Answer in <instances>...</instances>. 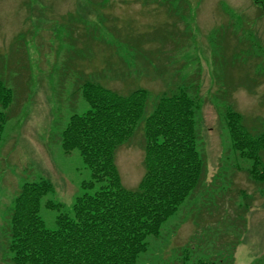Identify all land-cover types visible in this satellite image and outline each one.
Segmentation results:
<instances>
[{
	"label": "rangeland",
	"instance_id": "374dc122",
	"mask_svg": "<svg viewBox=\"0 0 264 264\" xmlns=\"http://www.w3.org/2000/svg\"><path fill=\"white\" fill-rule=\"evenodd\" d=\"M0 78L16 91L12 111L21 106L0 143V264H13L4 228L23 182L53 184L40 214L55 229L59 211L46 201L72 213L91 180L79 151L66 154L60 142L69 116L90 109L77 91L85 80L122 94L147 89L148 113L163 93L198 84L208 185L148 238L138 264H179L185 248L195 259L234 253L233 264H264V184L236 157L223 116L229 106L252 133L262 128L264 0H0ZM115 161L135 188L145 172L143 123ZM246 201L244 223L224 222Z\"/></svg>",
	"mask_w": 264,
	"mask_h": 264
},
{
	"label": "trees",
	"instance_id": "16d2710c",
	"mask_svg": "<svg viewBox=\"0 0 264 264\" xmlns=\"http://www.w3.org/2000/svg\"><path fill=\"white\" fill-rule=\"evenodd\" d=\"M191 82L158 96L149 113L145 88L122 94L94 80L78 86L90 109L69 116L60 142L66 154L79 151L91 180L82 184L72 213L62 212L61 203L46 201V207L59 211L55 229H49L40 214L42 199L54 192L53 184L45 179L21 184L4 228L13 264H138L149 249L148 238L159 237L163 224L208 185L196 118L201 98L198 84ZM14 90L0 78V143L8 121L23 104L18 102L20 107L12 111ZM223 116L236 157L249 161V177L264 184V121L261 130L252 133L232 107L227 106ZM141 123L145 172L130 189L123 184L115 157ZM248 206V201L236 204L234 215L224 222L244 223ZM208 258L195 259L193 249L185 248L178 263L233 264L234 253Z\"/></svg>",
	"mask_w": 264,
	"mask_h": 264
}]
</instances>
